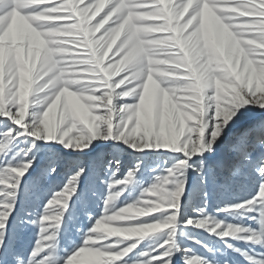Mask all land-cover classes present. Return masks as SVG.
Wrapping results in <instances>:
<instances>
[{
  "label": "snow or ice",
  "instance_id": "snow-or-ice-1",
  "mask_svg": "<svg viewBox=\"0 0 264 264\" xmlns=\"http://www.w3.org/2000/svg\"><path fill=\"white\" fill-rule=\"evenodd\" d=\"M0 264H264V0H0Z\"/></svg>",
  "mask_w": 264,
  "mask_h": 264
},
{
  "label": "rangeland",
  "instance_id": "rangeland-1",
  "mask_svg": "<svg viewBox=\"0 0 264 264\" xmlns=\"http://www.w3.org/2000/svg\"><path fill=\"white\" fill-rule=\"evenodd\" d=\"M117 43H119V41H117Z\"/></svg>",
  "mask_w": 264,
  "mask_h": 264
}]
</instances>
